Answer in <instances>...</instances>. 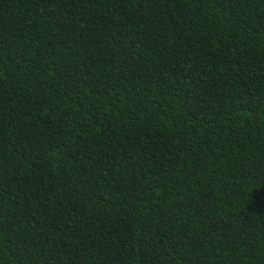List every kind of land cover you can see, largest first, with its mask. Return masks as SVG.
<instances>
[{"label":"trees","instance_id":"1","mask_svg":"<svg viewBox=\"0 0 264 264\" xmlns=\"http://www.w3.org/2000/svg\"><path fill=\"white\" fill-rule=\"evenodd\" d=\"M0 264H264V0H0Z\"/></svg>","mask_w":264,"mask_h":264}]
</instances>
